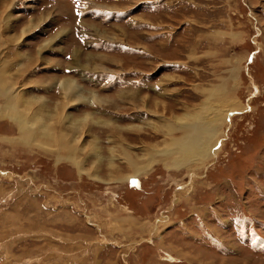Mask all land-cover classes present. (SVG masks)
Instances as JSON below:
<instances>
[{"label":"rangeland","instance_id":"1","mask_svg":"<svg viewBox=\"0 0 264 264\" xmlns=\"http://www.w3.org/2000/svg\"><path fill=\"white\" fill-rule=\"evenodd\" d=\"M0 264H264V0H0Z\"/></svg>","mask_w":264,"mask_h":264},{"label":"bare ground","instance_id":"2","mask_svg":"<svg viewBox=\"0 0 264 264\" xmlns=\"http://www.w3.org/2000/svg\"><path fill=\"white\" fill-rule=\"evenodd\" d=\"M22 31H26V28H24ZM22 35V34H21ZM74 52V51H73ZM76 52V50H75ZM78 59V58H77ZM94 62V61H93ZM93 64V63H92ZM60 83V82H59ZM60 87H61V90L63 89L64 90V94L66 95V93L70 92V96L71 95H79L78 98L81 96V91L80 93H78L77 90H80L77 86H75V83L74 82H71L69 79L65 78L62 80V84H60ZM75 89H77L76 93H72V91H75ZM69 95V94H68ZM92 95V94H91ZM95 97V96H94ZM69 98V97H68ZM93 99V98H92ZM199 128V127H198ZM189 130L185 131V132H188ZM197 131V130H196ZM195 131H192L191 130V134L189 137H187L186 139H183V140H178L177 143H181L182 144V152L185 153V152H188V151H191L189 153L195 155L196 157L197 156H201L202 154V145L200 143V139L196 137L195 135ZM192 135V136H191ZM56 142V141H55ZM181 146V145H180ZM131 170H137L139 171V168L138 167H131Z\"/></svg>","mask_w":264,"mask_h":264}]
</instances>
